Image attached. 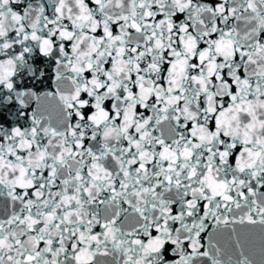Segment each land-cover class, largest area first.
Here are the masks:
<instances>
[{
	"label": "snow or ice",
	"instance_id": "obj_1",
	"mask_svg": "<svg viewBox=\"0 0 264 264\" xmlns=\"http://www.w3.org/2000/svg\"><path fill=\"white\" fill-rule=\"evenodd\" d=\"M0 264H264V0H0Z\"/></svg>",
	"mask_w": 264,
	"mask_h": 264
}]
</instances>
